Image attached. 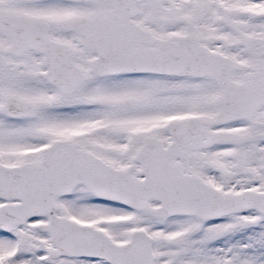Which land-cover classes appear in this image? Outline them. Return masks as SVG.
<instances>
[{
  "label": "snow or ice",
  "instance_id": "1",
  "mask_svg": "<svg viewBox=\"0 0 264 264\" xmlns=\"http://www.w3.org/2000/svg\"><path fill=\"white\" fill-rule=\"evenodd\" d=\"M0 264H264V0H0Z\"/></svg>",
  "mask_w": 264,
  "mask_h": 264
}]
</instances>
